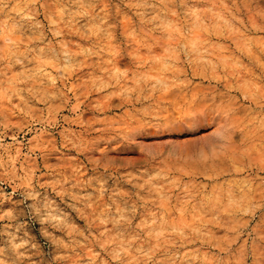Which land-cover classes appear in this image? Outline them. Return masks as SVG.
<instances>
[{
    "label": "rangeland",
    "instance_id": "rangeland-1",
    "mask_svg": "<svg viewBox=\"0 0 264 264\" xmlns=\"http://www.w3.org/2000/svg\"><path fill=\"white\" fill-rule=\"evenodd\" d=\"M0 264H264V0H0Z\"/></svg>",
    "mask_w": 264,
    "mask_h": 264
}]
</instances>
